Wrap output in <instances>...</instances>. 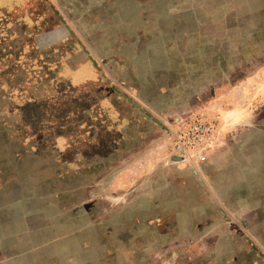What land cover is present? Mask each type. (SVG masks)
<instances>
[{
    "label": "rangeland",
    "instance_id": "374dc122",
    "mask_svg": "<svg viewBox=\"0 0 264 264\" xmlns=\"http://www.w3.org/2000/svg\"><path fill=\"white\" fill-rule=\"evenodd\" d=\"M0 264H264V0H0Z\"/></svg>",
    "mask_w": 264,
    "mask_h": 264
},
{
    "label": "crops",
    "instance_id": "0c3cea01",
    "mask_svg": "<svg viewBox=\"0 0 264 264\" xmlns=\"http://www.w3.org/2000/svg\"><path fill=\"white\" fill-rule=\"evenodd\" d=\"M53 45H54L53 43H51V44L46 43L44 45H39L38 46V49L39 48L40 49H49V48H52ZM86 64H90V63L88 61H83L81 63L71 65L70 63L66 62L65 63L66 67L65 66L64 67H61V69L62 68L63 69H66L67 68L69 70H72L73 72H77V71L81 70V68L84 67ZM90 67L92 69V75H94L95 78L98 80V78L96 77V73L93 70V67H92L91 64H90ZM58 69H60V68L58 67ZM64 73H66V72H64ZM26 101L29 102V100H27V99H26ZM94 105H95V107L98 106L99 110L101 111V113H102L101 114V117L103 116V118H104L105 126H108V125H106L107 118H105V115L107 116V114H108V116H109V117L107 116L108 119H110V121L114 124V126L117 127L116 128L117 129L116 130L117 133H120V136L121 137H120L119 140H121V142L124 141V140H126L127 139V136H128L127 134L130 132V129H129L130 128L129 127L130 125H129V123L127 121H129L130 118L132 117L131 116V111H129L128 109L127 110H124L125 111V115H124V112L122 111V109L113 106L112 103L110 104V102L108 101L107 98H105V99L100 98L98 100V102H96ZM128 115H130V117ZM103 118H102V120H103ZM93 129L94 128L86 129V130L83 131V133H86V132L87 133H90L88 131H91ZM103 131H107V130H105V127H104V130ZM75 137L76 136H73V135H62L60 138H58V148L60 149V151L62 153H67V152L72 151V153L75 154L77 152L76 151L77 150L76 146H78L81 143L78 142V140H74ZM86 139H84V140H86ZM109 141H110V139L109 140L105 139V141H104V138L102 137L101 139L98 140L99 144H96L95 143V145H97V146L94 145V149H96L98 147H99V149H101L103 147L104 143L105 144H109L108 143ZM91 142H94V141L90 137V138H88V140H87L86 143H91ZM82 143H85V141H82Z\"/></svg>",
    "mask_w": 264,
    "mask_h": 264
},
{
    "label": "built area",
    "instance_id": "2783aa9c",
    "mask_svg": "<svg viewBox=\"0 0 264 264\" xmlns=\"http://www.w3.org/2000/svg\"><path fill=\"white\" fill-rule=\"evenodd\" d=\"M213 127H214L213 124H208V126H206V128H205V131L212 132L213 131ZM188 144H189V142L185 138H181L180 137V142H179L178 146L184 153L186 151V147L188 146Z\"/></svg>",
    "mask_w": 264,
    "mask_h": 264
}]
</instances>
